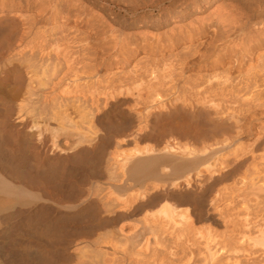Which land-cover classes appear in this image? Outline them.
<instances>
[{"label": "bare ground", "instance_id": "bare-ground-1", "mask_svg": "<svg viewBox=\"0 0 264 264\" xmlns=\"http://www.w3.org/2000/svg\"><path fill=\"white\" fill-rule=\"evenodd\" d=\"M0 264H264V0H0Z\"/></svg>", "mask_w": 264, "mask_h": 264}]
</instances>
